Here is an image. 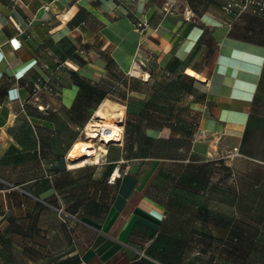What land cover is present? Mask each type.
Returning <instances> with one entry per match:
<instances>
[{
  "label": "crops",
  "instance_id": "1",
  "mask_svg": "<svg viewBox=\"0 0 264 264\" xmlns=\"http://www.w3.org/2000/svg\"><path fill=\"white\" fill-rule=\"evenodd\" d=\"M226 1L0 0L4 110L46 123L0 142V264H189L192 247L223 245L231 228L240 244L264 245V17L229 22ZM114 70L124 89L152 81L153 105L137 90L131 138L72 166L67 151L90 114L118 103L96 104L90 81L69 108L82 81L72 71L107 83ZM55 77L56 94L34 98L32 86ZM220 162L230 207L225 182L210 204Z\"/></svg>",
  "mask_w": 264,
  "mask_h": 264
},
{
  "label": "rangeland",
  "instance_id": "2",
  "mask_svg": "<svg viewBox=\"0 0 264 264\" xmlns=\"http://www.w3.org/2000/svg\"><path fill=\"white\" fill-rule=\"evenodd\" d=\"M111 81H107V83H102L97 86V95L100 96L101 93H103L105 97L109 98L112 101L118 102L113 103L109 101L108 99H103L102 103L104 101L110 102L114 104V109L112 112L115 114V119H119L121 116H123L122 119V140L125 145V143L131 138L133 130L136 129L133 128L132 120H133V110L135 111L138 108L137 104V90H142V92H145L146 90V97H151V101L149 102V105L152 106V97H154L153 89L154 84L151 81L150 86H145L144 84H141L140 78H130L129 85L125 86V89L123 86V78L121 77V74L118 73L116 70L111 71V76H109ZM111 83V84H110ZM110 85L114 84V87L110 88ZM105 89L108 90V94L105 95ZM130 89L135 90L134 94H129ZM124 97H131L132 101L130 105H127L126 108H123L121 105L122 100ZM41 98V97H38ZM43 101H46L45 97H42ZM150 99V98H149ZM101 103V104H102ZM98 108H102L103 110H106L107 108L110 109V105L106 104ZM11 102H7L4 96V89L0 87V142L2 141H8L9 132L11 128L15 127H23V126H33L38 127L39 125H45L46 123L41 120L34 118V111L33 109H25L20 111H14V113L8 114L6 109L8 106L12 107ZM109 106V107H108ZM104 107V108H103ZM140 107V106H139ZM52 110V107L49 109V111ZM122 111V115H118L119 112ZM18 112V113H17ZM34 114V115H33ZM95 115V114H94ZM96 117V116H95ZM99 117H96L95 120L101 122ZM115 120H108L110 124H116L114 122ZM153 121V119H151ZM103 123V122H102ZM140 125H143L142 121L139 123ZM88 131V130H87ZM88 133L81 132L80 137L82 140H88L91 139V143L95 144L96 146L100 145L101 141L97 137H87ZM25 137V134H23ZM137 136V134H136ZM109 143H118L117 141H111ZM108 143V144H109ZM227 166H224L223 163H216L210 166V204L211 206H217V199H218V192L222 190L223 183L225 182V188L227 190L226 195V202L227 207H230L233 202V193H230V191H233V179L230 175L231 171H228ZM230 177V178H229ZM226 180V181H224ZM264 201V198L262 199ZM245 232L249 235V230H245ZM257 237L259 239L264 238V228L260 229L258 228L257 231ZM244 236V235H243ZM261 237V238H260ZM260 241V240H259ZM234 242V241H233ZM193 248V256L190 258L189 264H207L206 263V257L208 256L209 264H264V245H233L230 242H225L222 244H212L207 249L205 247L201 246H194ZM203 250V251H202ZM208 251V252H206Z\"/></svg>",
  "mask_w": 264,
  "mask_h": 264
},
{
  "label": "bare ground",
  "instance_id": "3",
  "mask_svg": "<svg viewBox=\"0 0 264 264\" xmlns=\"http://www.w3.org/2000/svg\"><path fill=\"white\" fill-rule=\"evenodd\" d=\"M186 72L189 75L198 77V75L190 69H187ZM106 104L110 105L111 108H107L106 110L97 108L95 110V116L102 119L100 120L101 122L95 121L93 123L90 122L87 124V137H96L100 133V145L96 146L95 144L91 143V139H79L73 142L67 151V157L73 161L72 166H79L84 165L87 162L97 161L99 154L106 152V146L109 142L117 141L119 143L121 141L123 116H121L118 120L115 119L117 117H115V114L112 112L115 107L114 104L104 101L101 106ZM119 114L122 115V113ZM108 120H115L114 122L116 124H110Z\"/></svg>",
  "mask_w": 264,
  "mask_h": 264
},
{
  "label": "built area",
  "instance_id": "4",
  "mask_svg": "<svg viewBox=\"0 0 264 264\" xmlns=\"http://www.w3.org/2000/svg\"><path fill=\"white\" fill-rule=\"evenodd\" d=\"M43 8L45 10H48L49 5L45 4L43 6ZM165 9H167V7H164ZM221 11L222 13L226 16V20H233L234 18L238 17L240 14L248 11L251 13H255L258 14L262 17H264V0H228L226 1L223 5H221ZM15 28L17 29V31L19 33L23 32L22 27H20L17 23H15L14 21H12ZM31 21L29 20L27 23H30ZM136 26L137 28H139L140 31H142V29L146 26V21L144 20H138L136 21ZM59 84V79L57 77L52 78V81L50 80H41L38 81L33 87H32V91L31 94L34 96V98H38L37 97V93L39 92V90L43 91L44 93H46L47 95H55L56 94V86ZM38 107L41 109L42 106L38 105ZM96 117L95 115H92L90 117V119L87 121V123L85 124L84 128H83V132L84 133H88L87 131V124L88 123H93L95 121ZM98 132V131H96ZM122 134V131H121ZM100 133L99 135H97L96 137L100 140ZM122 139V136H121ZM109 181L112 180V178L108 179Z\"/></svg>",
  "mask_w": 264,
  "mask_h": 264
},
{
  "label": "trees",
  "instance_id": "5",
  "mask_svg": "<svg viewBox=\"0 0 264 264\" xmlns=\"http://www.w3.org/2000/svg\"><path fill=\"white\" fill-rule=\"evenodd\" d=\"M76 56L78 57V58H77V59H78V60H77L78 63H80V64L84 63V59H83L82 57H80V56L77 55V54H76ZM108 61H110V62H112V63L115 64V61H114L112 58H110ZM107 70H108V68H107ZM72 73H73L74 75H76L77 77H79L82 81H81V83H80V82H79V83H75V84L77 85V87H78V90H77L76 96L74 97V100H73L72 104L69 106V108L74 107L75 104L77 103V101H78V99H79V97H80V95H81V91H82V90L84 89V87H85L84 84H88V83H90V81L93 82V83H90V84H91V85H96L95 87H96V93H97V86L103 83V77H102V76H101L99 79H97V80H91V79H89V78L86 79V78H83V77L78 76L79 74H78L76 71H72ZM20 79H21V78H19V80H20ZM59 83H60V80H59ZM110 84H111V83H110ZM110 84H109V86H110L109 89H111L112 87H114V84H113V85H110ZM32 87H33V86H32ZM109 89H105V90H104V91H105V92H104L105 95L108 94V90H109ZM103 95H104L103 93H101L100 96L97 95L96 104H99V102H100L103 98H105V96H103ZM95 106H96V105H95ZM92 114H93V112L90 114V116L88 117L87 121L90 119V117L92 116ZM87 121H86V122L82 125V127H81L82 132H83V128H84L85 124L87 123ZM238 237H240L239 233H238L237 231H234L233 228H231V230H230L228 236L226 237V241H227V242H230V243L233 244V245H242V244H240L239 241L237 240ZM226 241H225V242H226ZM233 241H234V242H233Z\"/></svg>",
  "mask_w": 264,
  "mask_h": 264
}]
</instances>
